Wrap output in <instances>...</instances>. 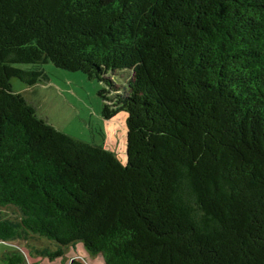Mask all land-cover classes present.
Returning <instances> with one entry per match:
<instances>
[{
    "label": "trees",
    "instance_id": "obj_1",
    "mask_svg": "<svg viewBox=\"0 0 264 264\" xmlns=\"http://www.w3.org/2000/svg\"><path fill=\"white\" fill-rule=\"evenodd\" d=\"M47 63L105 85L125 163L13 91ZM18 240L50 258L82 241L104 264H264V0H0V241Z\"/></svg>",
    "mask_w": 264,
    "mask_h": 264
},
{
    "label": "rangeland",
    "instance_id": "obj_2",
    "mask_svg": "<svg viewBox=\"0 0 264 264\" xmlns=\"http://www.w3.org/2000/svg\"><path fill=\"white\" fill-rule=\"evenodd\" d=\"M32 67L42 69L48 79L29 86L18 78H12L13 91L22 94L35 106L38 115L46 118L57 129L87 143L103 146L125 163L127 114L122 111L110 120L104 119L103 100L98 92L105 85L97 80L88 79L82 72L67 71L52 63ZM121 77L117 86L124 89L128 74H122ZM14 210L7 208L3 211L11 214ZM30 243L37 247L46 246L36 237H31ZM50 245L55 248L54 244ZM16 248L24 250L32 264H70L73 258L82 261L83 264H104L103 256L91 254L82 241L66 247L63 256L50 258L38 255L23 240L0 241V264H5L3 257L6 252Z\"/></svg>",
    "mask_w": 264,
    "mask_h": 264
}]
</instances>
